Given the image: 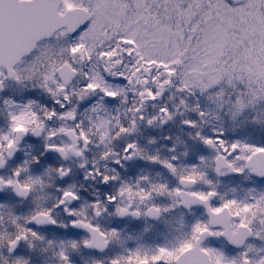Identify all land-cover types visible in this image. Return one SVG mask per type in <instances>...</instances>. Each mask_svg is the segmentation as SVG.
<instances>
[{"label":"snow or ice","instance_id":"1","mask_svg":"<svg viewBox=\"0 0 264 264\" xmlns=\"http://www.w3.org/2000/svg\"><path fill=\"white\" fill-rule=\"evenodd\" d=\"M61 41L63 43L57 48L54 42ZM85 63L91 65L89 72L82 70L81 65ZM77 76L83 78L84 84L73 89L70 85ZM109 78L124 81L139 99V103L133 101L128 109L132 118L127 127L120 123L118 115L110 119L100 116L98 113L103 106L96 105L90 109L97 113L96 118L88 117L91 126L87 129L82 126V121L74 127L46 129L45 122L54 118L75 121L76 106L64 111L45 107L34 111L35 102L29 101L18 112L8 113L9 130L0 134V167L5 163V155L11 157L21 137L28 133L44 134L45 151L59 153L64 159L70 156L83 158L87 146L93 142L92 136L107 147L121 135L134 131L137 119H145L140 114L143 104L157 100L174 82L177 92L187 96H195L197 90L201 94L207 93L208 99L217 107L228 105L233 116L264 102V0H0V89L9 79L21 84L35 80L36 87L48 93L60 109H65L66 105L72 104L73 97L78 101L97 94L102 99L121 97L125 88L114 85ZM5 103L12 102L6 100ZM180 105L188 107L184 99L180 100ZM192 111L198 112L201 119L207 115L199 110V104L193 106ZM174 115L167 106H162L158 115L147 119L146 123L152 125L159 120L163 124ZM183 123L190 128L197 127L194 120ZM112 129H118L114 135ZM57 135L68 137L70 142H48ZM196 136L215 151L214 170L218 175L225 172L240 174L247 169L257 176H264V145L239 140L229 142L224 138L223 129H213L208 136L197 132ZM123 154L114 163L120 164L121 159L140 155V149L134 142L128 143ZM118 155L108 148L101 154V159ZM146 158L159 162L174 175L177 173L175 165L168 160H159L158 156ZM175 159L173 156L172 160ZM200 159L203 163L204 158ZM33 162H38V158L33 157ZM80 166L84 167V164ZM26 171V166L18 167L7 179L0 177V189L10 187L17 195L26 197L37 185L44 186L40 177L20 180L21 173ZM70 171L63 166L49 169V173L61 178L68 176ZM94 175L102 174L99 169L87 173V176ZM117 179L115 175L102 176L105 184ZM178 179L180 187L169 189L165 184H158L145 190L139 184L147 177H140L136 188L122 183L115 194L106 195V203L97 200L88 205L97 217L107 210L106 204H114L118 216L139 217L141 210L133 209L132 203L150 200L156 193L167 194L176 204L186 208L202 205L207 211V222L193 224L190 235L176 247H157L151 254L137 248L130 250L127 256L112 259L110 264H264V257L252 261L247 251L236 259L201 246L207 237H224L237 247L243 245L245 239L253 235L250 227L253 220L264 215V194L253 203L221 197L217 206L212 203L218 195L214 187L207 192L185 190L200 181L211 185L196 165L180 174ZM57 190L61 195L52 207H38L23 218V224L16 223L19 217H12L16 234L14 237L0 234V247L6 245L11 254L21 241H28L31 246V240L43 239L25 225L56 224L52 213L61 206H64V213L73 218L69 221L71 227L90 234V239L79 242L84 247L102 251L118 237L116 229L105 231L92 223L87 208L67 207L79 199L71 186ZM118 198L121 203H116ZM124 200L128 203L121 206ZM168 210L152 205L143 215L155 218ZM260 222L264 224V219ZM51 243L49 241V245ZM79 244L73 241L68 247L76 249ZM58 255L63 264H70L65 248L62 247ZM0 260L8 264L7 257H0ZM12 264L28 262L17 257Z\"/></svg>","mask_w":264,"mask_h":264},{"label":"flooded vegetation","instance_id":"2","mask_svg":"<svg viewBox=\"0 0 264 264\" xmlns=\"http://www.w3.org/2000/svg\"><path fill=\"white\" fill-rule=\"evenodd\" d=\"M54 43L58 48L63 42ZM81 67L83 72H89L91 65L85 63ZM110 82L125 88L121 97L115 100L102 99L101 95L97 94L79 101L73 97L72 104L66 105L65 109H60L48 93L35 86V80L24 81L21 84L9 79L4 82L3 88L0 89V134L9 130L8 113L10 111L18 112L20 107L29 101L35 102L34 111H39L41 107L64 111L73 105L76 106L77 118L75 121H62L54 118L45 122L46 129H56L61 126L74 127L76 123L81 121L82 126L87 129L91 126L88 117L91 116L93 120L96 118L97 113L90 111L96 105L103 106L98 113L100 116L110 119L118 115L120 123L127 127L132 118V113L128 109L132 106L133 101L139 103V99L124 81L110 79ZM83 84V78L77 76L71 82L70 87L78 89ZM170 87H167L157 100L146 101L143 104L140 114L145 119H137L136 128L131 133L121 135L107 147L100 144L96 136H92L93 142L87 146L83 158L70 156L68 159H64L59 153L45 151L44 134L34 136L28 133L21 137L13 155L11 157L5 155V163L0 167V177L7 179L12 176L16 168L26 166L27 171L22 172L19 179L23 181L29 176L40 177L44 181V186L37 185L26 197L17 195L10 187L0 189V234L14 237L17 229L16 225L12 223V217H19L20 219L16 223L23 224V218L31 215L38 207H52L61 195L57 189L71 186L72 190L78 194L79 199L67 207L87 208L92 223L98 224L105 231L116 229L119 235L112 239L102 251L84 247L79 242L90 239V234L82 229L71 227L69 221L73 218L67 216L63 211L64 206H61L54 209L52 213L57 221L56 224L36 225L29 223L25 225V227L37 232L43 239L31 240V246H29L28 241H21L11 254L8 253L6 245L0 247V257H7L8 264H12V261L17 257L27 260L28 264H63L58 255L63 247L66 249L70 264H110L112 259L118 256H127L130 250L134 251L137 248L142 253L151 254L157 247H176L190 235L193 224L197 221L207 222L208 214L202 205H192L186 208L183 204H176L167 194L158 195L156 193L152 194L150 200L143 202L135 200L132 203L133 209L138 207L141 210L142 214L139 217L116 215L114 204H106L107 210L100 216L93 215L88 205L97 200L106 203V195L115 194L122 183L136 188L140 177H147V180H142L139 184V187L145 190H148L150 185L158 184H165L169 189H172L181 186L178 179L179 175L187 173L193 165H196L197 170L205 174V179L211 181V185L200 181L185 190L207 192L211 187H214L218 195L213 199V205L218 206L221 197L223 199H235L243 203H253L255 198L264 194V176H257L247 169L240 174L225 172L223 175H218L214 170L215 151L204 145L196 136L197 132L202 136H208L212 134L213 129H223L224 138L229 142L239 140L243 143L264 145L262 134L248 135L241 129H231L224 126L223 123L216 126V121L209 117L201 119L198 112L189 110L187 104V108L180 105L183 96L171 97L168 95ZM125 97L127 98L126 102L121 103ZM6 100L12 103L7 104L5 103ZM162 106H167L170 112L175 113L173 118L163 124L157 120L154 124L148 125L147 119L158 115ZM184 120L196 121L197 127L186 126L183 123ZM116 130L118 129H112L113 135ZM93 131H95L94 128ZM48 142L59 144L70 141L64 135H57L53 141ZM133 142L140 149V155L134 156L132 159H121L120 164L114 163L115 159L124 155L123 148L128 143ZM108 148L120 155L101 159V154ZM148 156H158L159 160L170 161L175 165L177 173L174 175L159 162L148 160L146 158ZM173 156L176 157L175 160H172ZM33 157H37L38 162H33ZM201 157L204 158L203 163H201ZM25 162H28L27 165ZM81 164H84V167H81ZM61 166L71 169L68 176L61 178L55 173H49V169ZM96 169H99L101 176H87L89 171L94 173ZM103 175H115L118 176V179L105 184L102 182ZM116 203H121V200L118 198ZM127 203L128 201L124 200L121 206ZM152 205H158L162 209L169 208V210L167 212L162 211L159 217L155 218L143 215V212ZM261 219H264V215H258L253 220L250 226L253 235L248 236L243 245L239 247L229 243L224 237H207L202 241L201 246L216 249L223 252L228 258L236 259H239L241 253L247 251L249 259L256 261L260 257H264V224H261ZM61 224L66 225V227H61ZM257 232L260 233L259 236L255 235ZM49 241L52 242L51 245H49ZM73 241L79 244L76 249L68 247ZM0 264H3L2 260H0Z\"/></svg>","mask_w":264,"mask_h":264},{"label":"rangeland","instance_id":"3","mask_svg":"<svg viewBox=\"0 0 264 264\" xmlns=\"http://www.w3.org/2000/svg\"><path fill=\"white\" fill-rule=\"evenodd\" d=\"M168 95L171 97L183 96L185 104L189 106V110H192L193 106L199 104V110L207 113L205 117L216 121V126L223 123L224 126L231 129H241L242 132L248 135L262 134L264 139V116H261V113H264V102L250 106L244 112L233 116L232 110L229 109L228 105H224L222 108L217 107L213 101L208 99L207 93L201 94L197 90L195 96H187L184 93L177 92L175 82L168 89Z\"/></svg>","mask_w":264,"mask_h":264}]
</instances>
